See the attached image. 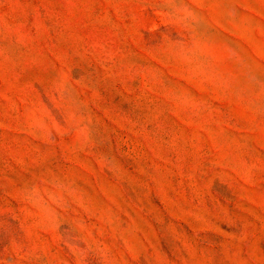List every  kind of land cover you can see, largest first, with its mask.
<instances>
[{
  "label": "rangeland",
  "instance_id": "374dc122",
  "mask_svg": "<svg viewBox=\"0 0 264 264\" xmlns=\"http://www.w3.org/2000/svg\"><path fill=\"white\" fill-rule=\"evenodd\" d=\"M0 264H264V0H0Z\"/></svg>",
  "mask_w": 264,
  "mask_h": 264
}]
</instances>
